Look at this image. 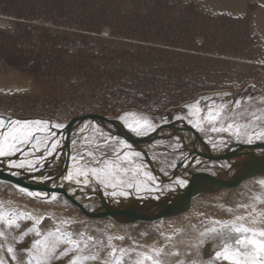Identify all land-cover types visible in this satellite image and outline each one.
Wrapping results in <instances>:
<instances>
[{"label":"rangeland","instance_id":"374dc122","mask_svg":"<svg viewBox=\"0 0 264 264\" xmlns=\"http://www.w3.org/2000/svg\"><path fill=\"white\" fill-rule=\"evenodd\" d=\"M236 99L241 100L239 108L235 107ZM198 100L205 112L213 100L217 104L232 101L222 113L231 117L224 121L225 126L252 120L254 114L260 120L251 130L264 128V0H0V117L65 125L64 129L55 130L60 144L53 156L45 157L43 167L31 172L0 162L1 171L11 175L17 171L19 175L12 176L48 182L55 175L57 153L72 121L97 114L120 122L133 137L143 138L131 133L119 117L134 113L135 117H129L130 123L149 119L160 126L158 131L165 124L178 122L175 116L186 115L187 105ZM210 127L205 124L206 129ZM116 128L91 122L75 127L67 155L68 171L74 170L71 156L82 154L86 148L95 150L97 142L103 144L101 133L110 132L122 139L115 133ZM194 130L214 152L226 151L229 147L225 146L231 143L264 144V139L253 138L249 144L229 133ZM173 134L149 140L143 148L132 146L141 156L129 157L127 166H140L133 183L139 182L141 190L125 188L127 196L108 195L112 189H105L91 177L86 185L59 183L58 193L50 192L58 194L54 201L29 197L13 183L0 180V210L4 213V220H0V232L4 233L0 236V258L5 264H16L7 252L11 244L24 264H36L37 258L44 260L43 246L33 245L59 228L57 236L71 232L74 239L80 240V234H84L88 247L81 245L79 253L70 254L80 257L78 264H115L116 259L121 264H152L142 253L160 264H192L209 257L214 264H232L214 256L227 229L219 235L208 233V229L243 224L257 232L264 230L262 179L249 174L216 191L194 192L181 204L180 212L155 218L159 212L147 207H175L180 190L189 185L187 179L192 180L195 175L212 180L217 174L223 175L222 170L228 166L226 161L197 160L192 142H179ZM221 139L225 143L221 144ZM73 140L77 141L75 145ZM114 143L99 151L111 157ZM116 147L120 148L118 144ZM263 151L258 149L252 154ZM186 155H191V159ZM179 169L181 174L176 173ZM145 172L151 173L155 181H149ZM237 173L236 176L241 175ZM160 174L163 178L174 177L162 182ZM37 177L50 179L35 180ZM177 178L184 179L185 186L176 185ZM157 185L159 190H149ZM66 195L82 204L84 211ZM53 203L61 215L52 208ZM103 206L120 220L138 207L137 220L122 223L109 216L93 217L94 213H104L96 212ZM21 212L32 214L33 219L21 217ZM35 217H41L39 224ZM10 218L20 224L19 229L15 223L9 227L4 222ZM30 228H38L41 235L29 232ZM238 235L227 237L233 249L237 247ZM88 236L102 243L88 241ZM108 237H112L115 257L108 255L112 251ZM257 239L264 238L257 235ZM59 247L66 245L61 243ZM120 249H124L123 254ZM96 252L98 259H86ZM69 258L55 264H67Z\"/></svg>","mask_w":264,"mask_h":264},{"label":"snow or ice","instance_id":"6c2138e0","mask_svg":"<svg viewBox=\"0 0 264 264\" xmlns=\"http://www.w3.org/2000/svg\"><path fill=\"white\" fill-rule=\"evenodd\" d=\"M225 95H228L225 93ZM203 99V98H202ZM251 99V98H249ZM232 101L227 103L217 104L215 100L207 104V110L201 107L200 101L187 105L186 115H176L175 120L178 122L186 121L188 125L196 129L199 132L211 131L213 133H229L234 136L238 141L241 138L244 139L246 143H253V138L264 139V128L260 130H251L252 125L256 121L260 120V117L253 114V119L245 121L244 123H232L229 122L225 126L224 121L230 119L231 117L223 115L222 113L228 109V105ZM235 107L239 108L241 105V100L236 99L234 101ZM203 113V115H202ZM240 115H243L241 113ZM129 117H135L134 113H124L119 117V120L123 122L125 127L137 137L147 136L151 132H156L160 127L158 124L154 123L149 119L136 120L135 124L129 122ZM167 122V121H165ZM205 124L210 125V129L205 128ZM65 125L62 123L51 124L50 121H44L40 119H5L0 117V162L7 163L10 168L13 169H27L28 171L35 172L38 167H43V160L45 157L53 156L56 152L60 141L55 137L58 133L56 129H64ZM43 134V135H41ZM101 138L103 139V144L97 142L94 146L95 150L85 149L82 154L73 155L70 158L74 161V170L67 171V174L62 177L64 181L74 183L77 186L81 184H88L90 182L89 178H93L99 185H103L105 189L111 188V192L107 193L112 197L117 196H127L129 192L125 190L135 188L136 191L141 190V184L139 182L133 183V180L139 175L140 166L137 165L135 169L127 166L128 158H139L141 152L133 149L132 145L127 143L124 139L113 136L110 132L107 135L101 133ZM110 142H115L113 144L112 155L109 157L104 151H99L101 148L107 146ZM76 140L72 141L75 145ZM223 144L225 141L220 140ZM116 144L123 148L125 151L121 153L120 148L116 147ZM215 147L216 144L214 143ZM36 153H40L39 156ZM87 157V159H85ZM35 160V163H33ZM82 162V163H81ZM175 167V165H172ZM167 174V173H165ZM12 175H19V172L13 171ZM144 176L147 177L149 181H155V177L151 173L145 172ZM81 177L83 179H81ZM42 181H47L50 177H37ZM264 184V180L260 181ZM175 184L183 187L186 181L182 178H177ZM63 187V185H60ZM21 192H25L29 197L33 198H45L52 201L57 199V193H37L32 192L24 188H20ZM169 190H174L172 185L166 186ZM149 190H159V186L156 189ZM10 215V214H9ZM20 216L32 220L33 216L29 213L21 212ZM19 219V217H17ZM239 219V218H238ZM0 220H4V213L0 210ZM9 227H12L15 223L13 219H8L4 221ZM41 222V217H35V223L39 224ZM63 223V222H62ZM15 228L19 229L20 224L15 223ZM227 232L224 233V230ZM29 232H35L37 236H40V230L38 228H30ZM59 228L57 229V233ZM57 233L48 232L44 236L43 240L37 239L33 245L43 246L44 260L37 258L36 264H55V261L62 258L68 259L67 264H78L80 259L77 255H70L72 253H79L81 251V245L85 248L88 247L87 242L83 239L84 234L81 233V239L76 240L73 238V233L67 232L61 236H57ZM208 233L219 235L224 233L225 239L220 241V249L214 251L215 258L223 257L224 260H230L232 264H264V239H257L259 237L264 238V230H257L253 228L245 227L243 224L237 225L232 224H222L220 228L208 229ZM208 233H202L201 235H207ZM232 233L240 234L235 239V247L228 242L227 237L231 236ZM4 233L0 232V236ZM27 235V233H24ZM215 235L211 238L215 240ZM118 239H123V237H118ZM88 241L97 242L94 237L88 236ZM112 237H108L109 247H112V251L108 253L109 256L115 257L116 249L111 244ZM63 243L66 247L62 249L59 247ZM201 243H204L201 240ZM7 252L11 254V260L15 261L16 264H24L21 257L16 255V249L9 244L7 247ZM121 254H123L124 249H120ZM160 255L159 252L156 253ZM146 260H152V264H160L159 261L153 260L150 255L141 254ZM99 258V252L86 257V259L96 260ZM0 264H5V260L0 258ZM107 264V262H105ZM115 264H121L119 259L115 260ZM136 264H143L142 261H137ZM182 264V262H181ZM193 264H214L211 257L207 261H193Z\"/></svg>","mask_w":264,"mask_h":264},{"label":"bare ground","instance_id":"6f19581e","mask_svg":"<svg viewBox=\"0 0 264 264\" xmlns=\"http://www.w3.org/2000/svg\"><path fill=\"white\" fill-rule=\"evenodd\" d=\"M4 79H5V77H4ZM84 117L85 116H83L81 118H78L77 120H74V121H72L71 123H69L67 125L65 134L63 136L62 144H61V146L59 148V151L57 153L58 154L57 155V159H56L57 168L55 169V175H54V177L50 181L38 183L39 181H34V180L30 181V180H26V179L19 178V177H14L11 174L5 173L4 171H1V170H0V174L2 173L3 176H4V178H8V176L11 177V178H13L14 179V183L13 182H11V183H13L16 186L19 185L20 188H24V189H27L29 191H34V192H49V193L51 191L52 192H57L58 189H56V186L59 185V183H61V182L64 181L62 179V177L65 176L67 174V171H68V168L66 167V162H67V155H68V152H69V149H70L71 138L73 136V130L75 129V127H77V126H79V125H81L83 123H86V122L98 123V124L102 125V127H106V128H109L111 126H113V127L115 126V128L117 127L116 129H118V130L115 133H117L122 139H124L126 142L132 144V146H134L136 148H143L145 145H147V142L149 140L151 142L152 140H154L156 138L158 139V138H161L162 136H166V135H170L171 133H174L175 134V137L177 135V137H178L177 139L179 140V142H182L184 144H187V143L192 142V147H193L192 153H193L194 157L197 160H200L201 159L203 161H206V160L212 161L213 159L216 158V156H218L220 154H224L226 151L227 152H232L234 150H237L239 148V146H241L239 143L238 144L231 143V144H229V146H227V145L225 146L226 148L229 147V148L226 149V151H224V149H223L222 151H216V152H214V150H211V148H209L202 141L200 135L197 134L196 131L193 128L191 129V127L189 125H187L185 123H182V122H173L172 125L164 126V127L160 128L157 132L153 133L151 136H148V137L145 136L143 138H135L131 134H129L127 132L126 128H124L123 125L120 122H118V121H112V120H108V119L106 120V119L100 118V117L91 118L92 116H90V117L86 116L85 118ZM174 134H173V136H174ZM168 140H174V138L169 139V137H168ZM262 150H264V149L263 148H259V151H262ZM254 151H258V149H256V148L255 149H247V148H245L244 150L241 151V153H244V152L249 153V154H246L245 156H241V158L239 159L240 162H243L242 165H246V163L249 164L250 162L247 161V159H249V157H254V155H256L255 157H258L259 159H261L263 161V159H264V151L261 152V153H258V154H252ZM191 155H186V157L191 159ZM236 160H238V159L237 158L236 159L232 158V159H230V160H228L226 162H227V164H229V163L232 164V163H235ZM182 161H183V159H182ZM239 161H237V162H239ZM263 168H264V166H263ZM202 171H204V170H202ZM237 172H238L237 174H239V173L242 174L244 172V170L242 169L241 165L238 168ZM176 173L177 174H179V173L181 174L180 169ZM251 174H252L251 176H254V177L255 176H258L259 179L264 180V172H263V175H259L257 173V171L256 172L251 171ZM256 174H258V175H256ZM172 176L173 175H170L168 178H165V177L163 178V176L160 174L159 177H161V178H160L159 181H162L163 180L165 182V180H170L169 178H171ZM35 180H37V179H35ZM2 181H7V180H2ZM19 181H20V183H19ZM8 182H9V180H8ZM64 193H65V191H64ZM3 203H4V201H3ZM53 204L55 205V203H53ZM54 205H53L52 208L59 215H61V212L59 211L58 206H56L57 204L55 206ZM80 205H82V204H80ZM88 207L90 208V205H88ZM153 208H154V206L153 207L149 206V208L147 207L146 209H153ZM156 208L161 209L159 207H156ZM156 208H154V210L155 211H158L159 213H163V211H165V210H162V209L161 210H158ZM96 210H97L96 212H98V210L99 211L100 210H103V212H105L107 210V211L111 212L109 210V208L106 207V206L100 207L99 209H96ZM186 211H188V210H186ZM195 212H197V211H195ZM92 213H94V211H92ZM138 213H139V210H138ZM112 214L114 216L113 218H116V220L118 219L119 221H121L114 213H112ZM171 221L172 220L167 221V222H171ZM201 246H202V244H201ZM197 248H198V246H197Z\"/></svg>","mask_w":264,"mask_h":264},{"label":"water","instance_id":"95a60500","mask_svg":"<svg viewBox=\"0 0 264 264\" xmlns=\"http://www.w3.org/2000/svg\"><path fill=\"white\" fill-rule=\"evenodd\" d=\"M86 116H88V117L92 116L91 118H94V117L102 118V116L97 115V114H89V115H86ZM165 125L166 126L167 125H172V123H168V124H165ZM245 148H247V149L264 148V144H262V143H253V145H245V146L241 145V146H239V148L237 150H234L232 152H227L226 151L224 154H220V155L216 156V158L213 159L215 161L224 162V161H228V160H230L232 158H234V159L237 158L238 160H236L235 163H232V164L229 163L228 166H227V169L226 170H224V169L222 170V172H223L222 174L223 175H218L217 174L215 176V178H213L212 180H208V179L205 180V179H203V177H201V176L199 177V176H195V175H193L194 178L192 180L187 179V180H189L188 184L189 185L191 184V185L190 186L188 185L189 187L187 186L185 189L180 190V194L181 195H179L177 197V203H176L175 207L167 208L165 211H163V213H158V215H156L155 218H163V217H166L168 215H172L174 213L175 214L178 213V211L180 210L181 204L183 202H185V201H188L192 197L191 195H193L194 192L206 193V192L216 191L217 189H220V187L222 185L226 184V183L234 182V181H237V180L241 181V179H244V178H246V176L251 174V171H254V172L257 171V173L259 175H263V172H264V168H263L264 159L262 161L261 159H259L258 157H255V156L254 157H249V159H247V161H249L250 163L249 164L246 163V165H242L243 162L239 161L241 156H245L246 154H249V153H246V152L241 153V151L244 150ZM237 161H239V162H237ZM240 165H241L242 169L244 170V172L241 175L236 176L235 175L236 171L238 170ZM150 169H151V171H154L152 168H150ZM234 170H236V171L234 172ZM154 173H155V175L157 174L155 171H154ZM0 179L1 180H7V181L9 180V182H13L14 183V179L13 178H11L9 176H8V178H4L2 173L0 174ZM193 180H194V182H193ZM192 182L194 183V185H192ZM19 183H20V181H19ZM146 195H148V194H146ZM66 197L73 204H75L77 206V208L82 209L81 205L79 204V202H76V200L73 197H71L70 195L66 196ZM142 203H143V201H142ZM137 209H138V207H136V210L132 211L129 216L122 217L123 220H121V222L122 223H129V222L137 220V218L135 217ZM128 210H130V209H128ZM88 214H89V212H88ZM92 215H94L93 217H103V216L114 217L113 214L111 212L107 211V210L104 213H102V214H97L96 213V214H92ZM141 219L144 220V218H141Z\"/></svg>","mask_w":264,"mask_h":264},{"label":"crops","instance_id":"0c3cea01","mask_svg":"<svg viewBox=\"0 0 264 264\" xmlns=\"http://www.w3.org/2000/svg\"><path fill=\"white\" fill-rule=\"evenodd\" d=\"M134 189V188H133ZM133 189H131V190H133Z\"/></svg>","mask_w":264,"mask_h":264}]
</instances>
